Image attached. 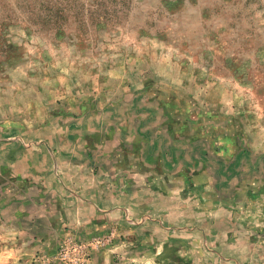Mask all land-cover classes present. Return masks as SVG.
<instances>
[{"label":"rangeland","instance_id":"374dc122","mask_svg":"<svg viewBox=\"0 0 264 264\" xmlns=\"http://www.w3.org/2000/svg\"><path fill=\"white\" fill-rule=\"evenodd\" d=\"M0 264H264V0H0Z\"/></svg>","mask_w":264,"mask_h":264},{"label":"crops","instance_id":"0c3cea01","mask_svg":"<svg viewBox=\"0 0 264 264\" xmlns=\"http://www.w3.org/2000/svg\"><path fill=\"white\" fill-rule=\"evenodd\" d=\"M129 175V174H128ZM134 176V175H129L127 176ZM127 178L125 179L127 182ZM124 181V179L122 178L121 182ZM123 184V183H122ZM123 187V185H122ZM92 190V191H91ZM89 190V192L86 191L85 194L82 195H86L88 196V199L86 198H82L83 196H81V194L78 196L79 197V201L80 204L78 202V206L69 210V212L67 214H64V216H69L66 218V220L69 221L70 225L71 224H76L79 225V223H82V227H84L83 229L81 228V230H85L84 232H88V231H99L103 229V225L104 227L106 225H111L115 222H117L116 224H118L120 221L123 223V226L126 232H130L132 235L136 234V237H138L136 240H138L140 237V240L138 242H140V245H144L141 240H143V238H145V236H149V238H152V234L153 232L157 231L159 232V235L164 234V231H166V228H164V230H162L161 228H158L156 226V224H160L159 220L156 218H153L154 220H152L153 222L155 221L156 224L154 223H145V221H141V223L143 224L142 226L140 225V222L137 224L136 228H130V226H128V223L123 222V218L122 220L120 219V216L122 215L123 212H120V216H119V211L113 207H112L113 203H118V201L124 202L125 203V207L126 209V213L130 210H128L129 205L132 206V213H136L138 212L139 214L142 215V218H146V217H150V215H154V216H160V215H167V213H171L167 211V209H171V207H167V206H160L159 207L155 206L153 207L152 205H146L145 204V197L144 195L138 200L140 203L136 204V206H134V192L132 190H130V192H127L128 189L125 188L126 193L124 194V197H118L114 195V191H109L107 192V194H100V191L97 190L96 187H92V189ZM85 191V190H84ZM127 193H130V196L127 195ZM82 198V200H81ZM151 202V200H149ZM131 202V203H130ZM153 202V201H152ZM112 204V205H111ZM155 204V203H153ZM158 204V203H157ZM161 204V203H159ZM111 205V206H108ZM142 206H146L145 210L139 208ZM138 207V208H137ZM135 208V209H134ZM125 213V214H126ZM182 214V213H180ZM73 216V217H72ZM151 218V217H150ZM151 225V226H150ZM161 225V224H160ZM151 227V228H150ZM151 230V233H147L144 234V231L147 230ZM161 233V234H160ZM159 240V239H157Z\"/></svg>","mask_w":264,"mask_h":264}]
</instances>
